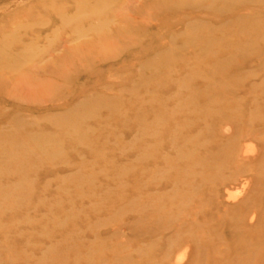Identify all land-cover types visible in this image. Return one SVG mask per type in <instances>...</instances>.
<instances>
[{
    "label": "rangeland",
    "instance_id": "374dc122",
    "mask_svg": "<svg viewBox=\"0 0 264 264\" xmlns=\"http://www.w3.org/2000/svg\"><path fill=\"white\" fill-rule=\"evenodd\" d=\"M0 264H264V0H0Z\"/></svg>",
    "mask_w": 264,
    "mask_h": 264
}]
</instances>
